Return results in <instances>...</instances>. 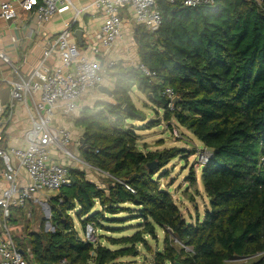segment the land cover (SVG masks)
<instances>
[{
  "label": "trees",
  "instance_id": "obj_1",
  "mask_svg": "<svg viewBox=\"0 0 264 264\" xmlns=\"http://www.w3.org/2000/svg\"><path fill=\"white\" fill-rule=\"evenodd\" d=\"M157 8L162 15L157 31L139 24L135 29L139 59L156 78L121 63L106 67L114 82L111 98L83 108L75 118L85 140L80 156L109 173L107 186L71 168L72 185L50 197L54 230H45L44 223L39 231L26 230L36 264H114L138 255L139 246L152 252L148 238L157 242V228L164 232L163 246L150 264H229L243 257H251L243 264H264V0H214L199 7L158 0ZM134 88L154 112H163L169 128L175 120L212 152L210 162L201 165L210 204L203 218L197 214L188 221L157 176L178 156L186 160L189 151L139 147L137 128L128 124L147 117L134 103ZM167 88L181 99L174 110ZM188 181L197 187L194 168ZM128 205L140 223L131 235L106 237L118 248L79 235L77 221L83 229L89 223L104 228L103 221L121 222L116 216L130 213ZM15 242L27 258L25 245Z\"/></svg>",
  "mask_w": 264,
  "mask_h": 264
},
{
  "label": "built area",
  "instance_id": "obj_2",
  "mask_svg": "<svg viewBox=\"0 0 264 264\" xmlns=\"http://www.w3.org/2000/svg\"><path fill=\"white\" fill-rule=\"evenodd\" d=\"M158 0H94L92 6L101 9L104 21L101 29L95 34L90 43V50L95 55L102 50L108 53L115 43L124 37L123 18L121 10L130 7L135 21L143 25L148 31H157L162 23L161 12L157 8ZM170 3L180 1L186 7L209 5L214 0H168ZM261 1V0H257ZM71 0H21L18 8L10 1L0 3V18L4 21L16 23L19 11L34 13L38 25L52 19L59 12L73 7ZM58 56L60 63L51 65L50 59ZM117 64L112 61L109 67ZM7 66L16 73V79L8 81L11 86V102L7 112L6 122L0 119V134L13 118L15 103H25L28 112L29 127L25 131V147H0V163H3V182L0 186V209L4 223L0 220V264H30L18 248L12 227L9 223L11 208L23 206L29 199L43 191L59 192L62 188L70 187L73 183L71 167L57 163L52 150H58L66 157L73 158L79 163L86 162L75 156L69 149L73 138L72 131L65 125L58 124L56 119L69 116L83 107L79 100L86 93L98 89L103 84L105 71L99 60L85 55L74 40V30L71 23H66L58 38L49 45H44L43 54L38 65L30 75L24 77L13 65L10 55L0 50V68ZM132 66L138 68L153 80L156 73L140 60ZM166 95L171 99L170 109L174 110V98L177 96L172 88L166 89ZM29 97L33 99L31 109L27 103ZM37 97V98H36ZM3 108L0 104V118ZM174 136L179 137V131L173 129ZM207 165L212 152L205 148ZM264 160V159H263ZM17 162V163H16ZM87 163V162H86ZM20 169L27 172L29 183L21 185L19 182ZM100 170V169H99ZM102 171V170H101ZM108 176L109 173L105 172ZM125 187L131 192L135 190L128 184ZM96 228L89 223L84 229V240L97 242ZM251 257H243L230 262L247 263Z\"/></svg>",
  "mask_w": 264,
  "mask_h": 264
},
{
  "label": "crops",
  "instance_id": "obj_3",
  "mask_svg": "<svg viewBox=\"0 0 264 264\" xmlns=\"http://www.w3.org/2000/svg\"><path fill=\"white\" fill-rule=\"evenodd\" d=\"M2 1H10L17 8L21 2V0H0V3ZM71 1L74 5L73 7L57 13L52 19L42 25L37 24L34 13H27L22 10L19 11V17L16 23L12 21L7 22L0 18V50H4L10 55L13 65L18 69L22 76L27 77L31 74L33 69L41 60L44 45H49L52 41L57 39L59 34L64 30L66 23L72 24V28L74 30V40L78 43L80 50L91 59L99 60L103 69L104 66L105 68L109 67L110 62L112 61L121 63L125 66H132L133 63L140 60L137 42L135 41V29L137 23L135 21L134 12L130 7H124L121 10L124 37L118 40L108 53H104V50L101 48L102 51L95 55L90 50V43L92 40L94 41L95 34L101 29L104 21V14L101 9L92 6L94 0ZM77 30L83 31L81 41H79L75 35ZM50 63L53 66L58 65L60 63L58 56L52 57L50 59ZM104 71L106 70L104 69ZM16 78V73H14L11 68L4 65L0 68V104L3 108V113L1 114L0 119L4 123L7 120V112L11 102V86L8 81ZM102 85L113 89V79L109 75H105ZM110 98L111 97L107 94H104L96 89L82 96L79 100V106L83 108L90 107L92 104L94 105L96 101H107ZM27 103L30 105L31 109L34 107L33 99L30 97ZM80 111L81 110L65 117L58 116L56 122L58 124L65 125L72 131L74 139L70 145L73 146L72 148L75 149L80 159L85 161L80 156L83 129L75 123V118L80 115ZM27 115L28 112L26 104L24 102L15 103L12 121H10L7 126L3 127V132L0 134L1 148L8 149L11 147H25L24 135L26 129L29 127ZM52 156L57 163L67 164L70 165L71 168H77L84 171L87 179L95 182L101 188H106L109 176L104 171H101L86 162L79 163L73 158L66 157L60 151L55 149L52 150ZM3 171L4 170L1 169L0 165L1 187L4 186L2 178ZM19 181L21 185H27L29 183L27 172L24 169H20ZM47 192L48 191H43L37 195L40 196V194H45ZM27 203L28 202L23 205L26 206L25 208L28 206L26 205ZM28 210L29 208H27V211ZM31 210L28 211V218L32 217ZM21 212V209L17 211L12 210L10 212L9 223L13 230L11 232L14 236V240L17 238L25 245L26 259L28 262L30 264H36L33 262V253L27 243L29 236L26 232L25 225L28 223L27 221H29V219H24L26 215H21ZM1 213L0 209V220L4 223ZM1 232L2 230L0 231V234ZM81 237L83 238L84 236Z\"/></svg>",
  "mask_w": 264,
  "mask_h": 264
},
{
  "label": "rangeland",
  "instance_id": "obj_4",
  "mask_svg": "<svg viewBox=\"0 0 264 264\" xmlns=\"http://www.w3.org/2000/svg\"><path fill=\"white\" fill-rule=\"evenodd\" d=\"M104 69L106 70L105 66ZM107 74V71L104 73ZM87 94V93H86ZM85 94V95H86ZM132 97L136 107L142 111L147 120L145 122L141 120L130 121V127H136V132L139 135L138 145L143 151L147 150H161L164 148L179 147L185 151H189L187 154V159L184 157L178 156L173 159L166 167L160 170L157 173L159 181L162 186H164L174 197L177 204L179 205L184 217L191 222H194L197 214H200L203 218L205 210L210 207L209 198L205 193L203 183H202V170L201 165L205 161V157L202 155L206 154V149L202 142H200L189 130L178 124L173 120L172 128H169L167 123L162 120L161 116L163 112L160 111V115L154 112L153 106L147 99L146 95L138 91L136 88L132 91ZM93 105V104H92ZM91 105V107H92ZM77 118V117H76ZM161 119L160 125L153 128H145L144 123L148 121H156ZM144 125V126H143ZM173 129L179 131L180 136H174ZM72 145H69V149L77 157L79 155L72 148ZM80 158V157H79ZM76 161V160H75ZM1 169L4 170L3 163L0 164ZM194 168L197 171L198 184L197 187L193 186L188 181V176H190L191 169ZM165 172L168 174L165 175ZM196 188L199 189V192L196 191ZM56 191H48L45 194H40V196H35L29 202L27 208L32 211V217L28 218L27 208L21 215H26L24 219H29L28 223L25 225L26 230L30 231H39L41 229V224L44 223V228L47 231L52 230L51 218H50V197L55 194ZM37 197V198H36ZM131 208V212H123L118 214L116 217L121 219V222H107L103 221L104 228H96V239L101 240L103 244L109 248L115 249L118 248V245L111 244L106 238L108 236L113 237H122L125 235L133 234L137 229L140 223V220L137 218L133 219V216L138 214L135 212V207L128 205ZM50 210V211H49ZM99 210L97 206L92 213ZM27 211V212H26ZM111 219V216H108ZM76 227L81 236H84V230L81 227L80 222H76ZM28 225V226H27ZM109 230V231H108ZM121 230V231H119ZM158 239L148 238L151 246L152 252L147 251L142 246H139V254L136 256H128L119 259L114 264H150L153 261L154 252L157 248L163 246L164 232L161 228H157ZM159 244V245H156ZM242 262H230L229 264H241Z\"/></svg>",
  "mask_w": 264,
  "mask_h": 264
},
{
  "label": "water",
  "instance_id": "obj_5",
  "mask_svg": "<svg viewBox=\"0 0 264 264\" xmlns=\"http://www.w3.org/2000/svg\"><path fill=\"white\" fill-rule=\"evenodd\" d=\"M82 34H83V31L82 30H77L76 32H75V35H76V37H77V39L79 40V41H81V39H82ZM135 41H137V36L135 35ZM98 90L100 91V92H102V93H104V94H107L108 96H112V94H113V89H111V88H109V87H107V86H105V85H99L98 86ZM181 99H180V97L179 96H176L175 98H174V104H176L178 101H180ZM125 110L126 111H128V112H131V110L129 109V107H126L125 108ZM84 142H85V140L83 139V137L81 138V143H82V146H83V144H84ZM157 164V162L155 161V162H152V163H150L149 164V167L152 169L155 165ZM107 192H109V191H107ZM50 211V210H49ZM50 215H51V211H50ZM50 218H51V216H50ZM52 230H54V228H52ZM46 264H50V263H46Z\"/></svg>",
  "mask_w": 264,
  "mask_h": 264
}]
</instances>
